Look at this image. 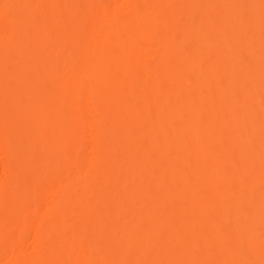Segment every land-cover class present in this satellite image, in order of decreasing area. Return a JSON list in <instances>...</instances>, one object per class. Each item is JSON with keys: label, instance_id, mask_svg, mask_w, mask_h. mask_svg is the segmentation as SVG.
Instances as JSON below:
<instances>
[{"label": "bare ground", "instance_id": "obj_1", "mask_svg": "<svg viewBox=\"0 0 264 264\" xmlns=\"http://www.w3.org/2000/svg\"><path fill=\"white\" fill-rule=\"evenodd\" d=\"M0 264H264V0H0Z\"/></svg>", "mask_w": 264, "mask_h": 264}]
</instances>
